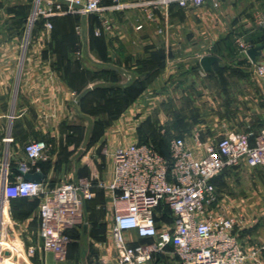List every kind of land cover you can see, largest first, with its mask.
Instances as JSON below:
<instances>
[{"label":"crops","instance_id":"0c3cea01","mask_svg":"<svg viewBox=\"0 0 264 264\" xmlns=\"http://www.w3.org/2000/svg\"><path fill=\"white\" fill-rule=\"evenodd\" d=\"M176 10H192V40L165 38L180 31ZM258 11H264V0H223L217 9L207 0L195 9L172 6L168 14L158 11L154 21L134 9L109 12L113 31L101 36L94 34L102 26L100 17L93 26L81 18V41L40 37L25 45L0 34V155L8 159V184L18 180L23 164L31 172L40 169L47 188L83 178L108 182L113 162L110 159L102 170V141L112 152L132 143L169 145L172 138L182 137L200 156L204 147H197L196 137L205 144L216 143L245 127L251 128L245 132L254 140L264 130V75L256 73V66L264 65V48L257 63L229 45L222 54L212 49L238 14L237 23L251 44H263L264 28L252 24ZM54 19L52 28H57ZM71 20L66 17L59 25L61 36L73 30ZM140 23L143 27L137 29ZM190 43L210 51L180 55L177 48ZM208 54L220 61L207 73L200 60ZM100 125L107 129L95 136ZM34 141L50 146V161L28 159L24 145ZM236 167L213 180L217 209L236 219L235 232L248 252L261 249L258 259L247 264H264V165L253 167L251 191L242 192L231 190ZM39 205L37 197H20L7 206L15 235L25 247H37L25 264H118L108 189H96L85 203V223L69 230L72 241L64 261L41 248ZM172 220L170 209L162 204L156 211L158 227ZM126 236L132 245L153 240L141 238L136 230ZM145 264L182 263L168 246Z\"/></svg>","mask_w":264,"mask_h":264},{"label":"built area","instance_id":"2783aa9c","mask_svg":"<svg viewBox=\"0 0 264 264\" xmlns=\"http://www.w3.org/2000/svg\"><path fill=\"white\" fill-rule=\"evenodd\" d=\"M105 2H108L107 4ZM207 0H35V11L29 21L43 16L47 27L53 17L76 14L104 15L108 12L138 10L154 21L158 11L166 14L172 6L195 9ZM223 0H211L220 8ZM255 23L264 28V11L255 14ZM143 23L138 24L141 29ZM83 33L81 26H78ZM110 18L105 16L95 35L112 33ZM159 32H163L159 29ZM253 47L238 39V51L247 55ZM257 75H264V65L256 66ZM11 138H5L9 140ZM197 147L204 153L197 156L184 138L169 142L165 156L151 143H132L114 149L110 155L113 175L110 181L93 182L83 178L65 181L53 188L44 183L27 181L23 176L8 184V159L0 155V264H25L36 253V246L25 247L10 227L7 206L11 199L39 197V234L41 248L52 252L58 261L67 258L72 238L69 230L85 223L84 205L94 198L96 189H108L112 194L114 223L112 239L118 253V264H145L168 246L182 264H247L258 259L260 248L249 252L235 232L236 219L218 211V195L214 178L225 169L245 163L251 167L264 165V130L252 140L250 132L224 135L216 143L205 144L196 137ZM50 146L45 141L28 142L24 151L31 162L45 160ZM28 171L25 164L20 166ZM165 204L171 210L172 222L159 228L156 211ZM136 230L141 238H153L132 245L126 233Z\"/></svg>","mask_w":264,"mask_h":264},{"label":"rangeland","instance_id":"374dc122","mask_svg":"<svg viewBox=\"0 0 264 264\" xmlns=\"http://www.w3.org/2000/svg\"><path fill=\"white\" fill-rule=\"evenodd\" d=\"M124 1H133V0H124ZM35 11V0H1L0 2V34L1 37L3 38H19L21 39L22 43H24L25 45H27L31 40L33 39H37V38H60V37H64V38H70V39H78V40H82L83 37V33L80 32V29H78V26H81L82 29H84L83 27V23L81 16L76 15V14H68V15H64V16H59V17H53L55 18L53 20L54 25L57 23L58 26L57 28H48L47 27V21L48 19H46L43 16L38 17L37 20L30 22L29 18L31 17V15L34 13ZM138 11V10H137ZM177 11V10H176ZM183 11H187V13L183 12ZM116 12V11H114ZM122 12V11H120ZM177 17L178 20L180 21L179 25H180V31L174 35H170L166 36L165 38H174V39H178L179 41L183 40H192V21H190V19H192V10H182V11H177ZM142 14V13H141ZM143 15V14H142ZM72 17L71 20V24L73 26V30L71 32H67V33H63V36H61V32H60V27L59 25H62L63 22L65 21L66 17ZM96 16L100 17L103 20V17L107 16L109 17V12L101 15V14H90L84 18H88V20L86 21V24H90L91 26H93V24L96 22V20H94L95 18H97ZM239 14L238 16L235 15L234 20L229 23L228 26H226L225 31L222 33L223 36L222 38H224L221 41H224V44H221L219 41L216 42L214 45V48L212 49L213 52L216 53H223V49H224V45L227 46H231L237 53L238 51V39H242L245 40L247 42H252L251 40H249L250 36H246L244 31L245 29L243 28V26L241 24L237 23V19L239 18ZM49 19V21H52V19ZM146 18V17H145ZM252 19L254 20V22L252 23L255 26V16ZM111 22V21H110ZM102 24V21H101ZM252 26V28L254 27ZM92 33V31H90V34ZM95 34V33H94ZM85 36L86 38H89V32L86 33L85 32ZM91 36V35H90ZM190 46H181L178 47L177 50L180 53V55H192V53L194 52H203V51H210L209 48L206 47H192V43H190ZM228 51V50H226ZM96 129V133L95 136L98 132V130L100 132H103L105 129H107V127L105 126H98ZM251 128H245V127H239L237 128L238 131H248ZM258 129V128H256ZM161 143V142H160ZM163 144V143H161ZM105 145V141L101 142V151L102 153V170H104L106 167H108L109 161L111 159V151H109L107 149V147L104 146ZM166 145V144H165ZM50 149L47 151V158L45 160H39V161H50ZM62 161V160H60ZM254 173V168L242 163L239 166H237L234 169V173L231 174L232 176V182L234 184V187L231 189L233 192H235V190H239L240 192L246 190V191H251L252 188V175ZM103 180V179H102ZM38 198V197H37Z\"/></svg>","mask_w":264,"mask_h":264},{"label":"water","instance_id":"95a60500","mask_svg":"<svg viewBox=\"0 0 264 264\" xmlns=\"http://www.w3.org/2000/svg\"><path fill=\"white\" fill-rule=\"evenodd\" d=\"M264 48V43L258 46H253L247 50V56L252 60V62L257 63V57L261 55V50ZM220 61V58L216 55L208 54L202 56L200 60V64L205 72L213 71V64L215 62ZM19 173L23 176V178L27 181L34 183H43L45 179V174L37 169L33 172L27 171L24 168H18Z\"/></svg>","mask_w":264,"mask_h":264},{"label":"trees","instance_id":"16d2710c","mask_svg":"<svg viewBox=\"0 0 264 264\" xmlns=\"http://www.w3.org/2000/svg\"><path fill=\"white\" fill-rule=\"evenodd\" d=\"M264 42V41H263ZM252 45H253V43H252ZM154 144V146L159 150V152L160 153H162L163 155H165V156H168L169 155V145H168V143H163V144H161V143H153ZM166 144V145H165ZM220 176V175H219ZM39 198V197H38ZM40 199V198H39ZM88 201V200H87ZM86 201V202H87ZM85 202V203H86ZM161 206V205H160ZM159 206V207H160ZM169 208V207H168ZM170 212H171V210H170Z\"/></svg>","mask_w":264,"mask_h":264}]
</instances>
